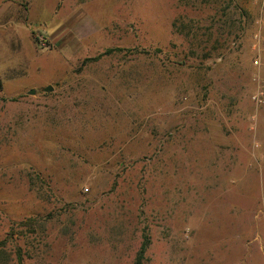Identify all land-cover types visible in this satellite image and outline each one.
Segmentation results:
<instances>
[{
  "label": "rangeland",
  "instance_id": "rangeland-1",
  "mask_svg": "<svg viewBox=\"0 0 264 264\" xmlns=\"http://www.w3.org/2000/svg\"><path fill=\"white\" fill-rule=\"evenodd\" d=\"M144 237L142 264L264 248V0H0V264Z\"/></svg>",
  "mask_w": 264,
  "mask_h": 264
},
{
  "label": "crops",
  "instance_id": "crops-1",
  "mask_svg": "<svg viewBox=\"0 0 264 264\" xmlns=\"http://www.w3.org/2000/svg\"><path fill=\"white\" fill-rule=\"evenodd\" d=\"M227 221L235 224L240 221V217L227 218ZM240 263L238 262V264ZM247 264H264V248L250 250L249 256L247 257Z\"/></svg>",
  "mask_w": 264,
  "mask_h": 264
},
{
  "label": "built area",
  "instance_id": "built-area-1",
  "mask_svg": "<svg viewBox=\"0 0 264 264\" xmlns=\"http://www.w3.org/2000/svg\"><path fill=\"white\" fill-rule=\"evenodd\" d=\"M254 66L259 67L261 65V61L259 58H256L253 61ZM256 83V87H255V92L254 95L252 97V100L256 103L259 104L262 102L261 96H262V85L260 84V82L256 79L255 80Z\"/></svg>",
  "mask_w": 264,
  "mask_h": 264
},
{
  "label": "trees",
  "instance_id": "trees-1",
  "mask_svg": "<svg viewBox=\"0 0 264 264\" xmlns=\"http://www.w3.org/2000/svg\"><path fill=\"white\" fill-rule=\"evenodd\" d=\"M149 244H150L149 238L144 237V241L142 242L141 247H140L139 251L137 252L135 264H142L145 252H146Z\"/></svg>",
  "mask_w": 264,
  "mask_h": 264
},
{
  "label": "water",
  "instance_id": "water-1",
  "mask_svg": "<svg viewBox=\"0 0 264 264\" xmlns=\"http://www.w3.org/2000/svg\"><path fill=\"white\" fill-rule=\"evenodd\" d=\"M44 92H51L52 91V88L50 86H47L43 89ZM29 95H33L34 94V90H30L28 92Z\"/></svg>",
  "mask_w": 264,
  "mask_h": 264
}]
</instances>
